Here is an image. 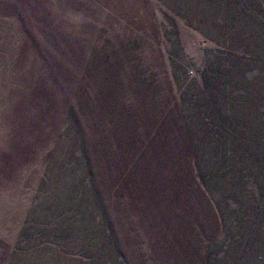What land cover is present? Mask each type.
Instances as JSON below:
<instances>
[{
  "label": "rangeland",
  "instance_id": "obj_1",
  "mask_svg": "<svg viewBox=\"0 0 264 264\" xmlns=\"http://www.w3.org/2000/svg\"><path fill=\"white\" fill-rule=\"evenodd\" d=\"M0 264H264V0H0Z\"/></svg>",
  "mask_w": 264,
  "mask_h": 264
}]
</instances>
